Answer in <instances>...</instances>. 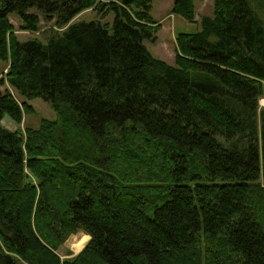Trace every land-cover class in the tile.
Returning <instances> with one entry per match:
<instances>
[{"label":"trees","instance_id":"obj_1","mask_svg":"<svg viewBox=\"0 0 264 264\" xmlns=\"http://www.w3.org/2000/svg\"><path fill=\"white\" fill-rule=\"evenodd\" d=\"M212 1L170 65L151 0H0V85L55 113L10 131L31 108L0 91V264H264V0ZM87 10L113 18L70 23ZM10 16L54 28L20 42Z\"/></svg>","mask_w":264,"mask_h":264},{"label":"rangeland","instance_id":"obj_2","mask_svg":"<svg viewBox=\"0 0 264 264\" xmlns=\"http://www.w3.org/2000/svg\"><path fill=\"white\" fill-rule=\"evenodd\" d=\"M173 0H151V8L150 15L162 18L161 25L156 21L159 25V29L161 31L156 33L158 35V43L157 47L162 48V53L160 56H163V61L167 62L170 65L174 64V51H175V35L179 32H196L200 30V18L201 17H211L213 15V1L212 0H194V11L195 17L194 22H187L179 16L173 15L170 12ZM173 16V17H172ZM113 18V15L110 13L105 18L101 19L99 15L95 11H84L76 15L70 23L83 21L90 22L99 20L101 22H110ZM154 19V18H153ZM10 21L14 26V33L17 39L20 42H24L28 39L37 38L41 42H46V35L50 33V31L54 28L52 22H41L40 29L36 33H31L27 31L18 30L19 21L15 16H10ZM144 45L147 50L153 54L156 58L157 53L153 51V45L149 43V41H144ZM160 49V48H159ZM7 64L5 62L0 61V78L6 72ZM7 89L20 104L25 101L28 105H30V110L21 109L22 117L20 123L14 122L7 115L3 117L1 120V124L6 127L8 130H19L22 134L25 128H37L41 119L54 120L55 113L49 103L44 101L43 99L37 97L31 100H25L22 96L14 89L8 86L7 83L0 85V91ZM259 107H264V96L259 100ZM260 182L264 184V179H260ZM75 234V235H74ZM79 234L81 231H77L73 234H70L65 241L58 247L56 253L62 260L71 259L75 257L81 250L76 251L74 247L76 242L79 240ZM18 264H21L18 261Z\"/></svg>","mask_w":264,"mask_h":264},{"label":"clouds","instance_id":"obj_3","mask_svg":"<svg viewBox=\"0 0 264 264\" xmlns=\"http://www.w3.org/2000/svg\"><path fill=\"white\" fill-rule=\"evenodd\" d=\"M93 239L94 237L90 232L82 229L81 234H79V240L77 241L80 245V250L83 251L84 248H86V246L91 243Z\"/></svg>","mask_w":264,"mask_h":264},{"label":"crops","instance_id":"obj_4","mask_svg":"<svg viewBox=\"0 0 264 264\" xmlns=\"http://www.w3.org/2000/svg\"><path fill=\"white\" fill-rule=\"evenodd\" d=\"M172 3V2H171ZM153 18H154V20H156V21H158V23H160V22H162V18H157V17H154V16H152ZM173 17V16H172ZM160 25H161V23H160ZM161 31V28L159 29V31H158V33ZM158 35H156V40L154 41V42H149L150 44H152L153 45V51H155V53H157V56H156V58H158V59H160V60H163L164 58H163V56H160L161 55V53H162V48L161 47H157V45H155V43L157 44L158 42ZM160 48V49H159ZM149 51V50H148ZM151 53V52H150ZM153 55V54H152ZM173 59V58H172Z\"/></svg>","mask_w":264,"mask_h":264},{"label":"bare ground","instance_id":"obj_5","mask_svg":"<svg viewBox=\"0 0 264 264\" xmlns=\"http://www.w3.org/2000/svg\"><path fill=\"white\" fill-rule=\"evenodd\" d=\"M74 247L76 248V251H79L80 250V245L78 244V242H76V244H75Z\"/></svg>","mask_w":264,"mask_h":264}]
</instances>
